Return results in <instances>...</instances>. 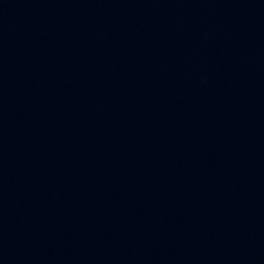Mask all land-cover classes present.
<instances>
[{
    "label": "water",
    "instance_id": "95a60500",
    "mask_svg": "<svg viewBox=\"0 0 264 264\" xmlns=\"http://www.w3.org/2000/svg\"><path fill=\"white\" fill-rule=\"evenodd\" d=\"M0 264H264V0H0Z\"/></svg>",
    "mask_w": 264,
    "mask_h": 264
}]
</instances>
